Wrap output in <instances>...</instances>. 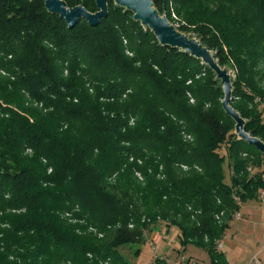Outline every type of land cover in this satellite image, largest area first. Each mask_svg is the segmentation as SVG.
<instances>
[{
	"label": "trees",
	"instance_id": "16d2710c",
	"mask_svg": "<svg viewBox=\"0 0 264 264\" xmlns=\"http://www.w3.org/2000/svg\"><path fill=\"white\" fill-rule=\"evenodd\" d=\"M154 3L236 68L234 106L264 141V0ZM215 76L113 0L74 27L45 0H0V264H134L120 248L159 221L227 264L217 242L260 198L264 153L235 133Z\"/></svg>",
	"mask_w": 264,
	"mask_h": 264
},
{
	"label": "water",
	"instance_id": "95a60500",
	"mask_svg": "<svg viewBox=\"0 0 264 264\" xmlns=\"http://www.w3.org/2000/svg\"><path fill=\"white\" fill-rule=\"evenodd\" d=\"M111 0H96L98 10L89 11L84 5L68 6L65 0H45L49 12L58 14L65 19L69 27H74L82 18H85L91 25L96 26L103 17L109 13V2ZM117 5L133 12L135 20L140 21L144 27H149L156 35L162 45L180 48L191 55L200 58L203 63L216 73L224 88L223 108L236 122L235 133L239 138L246 140L264 153V141L251 135L245 130V119L232 106L233 84L229 68L222 67L213 51L204 45L200 39L183 32L174 25L166 14H161L155 6L154 0H113Z\"/></svg>",
	"mask_w": 264,
	"mask_h": 264
},
{
	"label": "rangeland",
	"instance_id": "374dc122",
	"mask_svg": "<svg viewBox=\"0 0 264 264\" xmlns=\"http://www.w3.org/2000/svg\"><path fill=\"white\" fill-rule=\"evenodd\" d=\"M173 24L179 27V23L174 22ZM191 36L197 37L195 33H192ZM213 54L214 57L218 59L214 51ZM221 66L229 68V73L232 76V84H233V92H234V81L237 78V70L232 64H226ZM215 81H217V87H221L224 92V88H223V84L221 83V80L215 76ZM223 100L224 98L220 99L222 104H223ZM190 101L194 103L195 99L193 98L192 100L190 98ZM231 104L237 111H239L234 106L235 103L233 102V99ZM261 107L264 108V104L261 105ZM244 119L247 122V118ZM187 139H191V136L188 137ZM220 152L224 154L226 152L225 148L223 147L222 149H220ZM225 169L227 174V181L230 182L231 170L228 167L227 163L225 165ZM254 171H257V169H254ZM136 175L140 180H143V176L140 177L137 173ZM259 197H260L259 199L249 200L247 202H244L245 204L244 203L240 204L239 210L243 214L242 216L243 220H238L236 219V216H234V221L236 222L232 226V231L229 230V236L231 240H233L237 244V247L236 248L234 247V249L232 250L229 249L228 251L227 255L231 264H252L254 256L260 257L262 264H264V190L261 191ZM158 229L165 231L167 229L165 223L159 221L158 225L152 228L151 231H147L144 243H130L122 246L120 248V251L123 254V256L130 259L134 264H157L156 258L158 257L162 258L161 255L163 254L162 253L163 251L161 247L165 242L164 241L166 235L165 233H167L165 232L163 234L161 232L156 231ZM172 230L177 232L178 235L179 231L173 226L168 227L167 234L171 235L173 232ZM177 235L175 234L174 237H176ZM151 240H153L154 242V247H152L150 244ZM169 244L173 247V250L169 251L168 253L170 264H178L177 261L182 260L181 258V256H183L181 255L182 252H186L187 254L186 257L190 258L191 260H196L198 264H214L209 253L202 247H197L191 244L188 245V247L186 248L185 247L182 248L183 246L180 244L179 241L174 243L170 242ZM137 250H140L139 254H137ZM181 264H189V260H186Z\"/></svg>",
	"mask_w": 264,
	"mask_h": 264
},
{
	"label": "crops",
	"instance_id": "0c3cea01",
	"mask_svg": "<svg viewBox=\"0 0 264 264\" xmlns=\"http://www.w3.org/2000/svg\"><path fill=\"white\" fill-rule=\"evenodd\" d=\"M244 202H242L241 204H243ZM245 204V203H244ZM243 214L241 213V216H240V218H238V220H243ZM242 218V219H241ZM247 220V219H246ZM249 221V220H248ZM235 222L236 221H234V219L232 220V221H230V226H229V228L226 230V233H225V236H224V246H223V250H222V252H223V256H224V258H225V261H226V263L227 264H231L230 263V260H229V258H228V251H229V249L230 250H232V249H234V247L236 248L237 247V244L233 241V240H231V238H230V236H229V230H231L232 231V226L235 224ZM156 231H158V232H161V233H165V232H167L168 233V231L167 230H165V231H163V230H160V229H158V230H156ZM155 231V232H156ZM173 232H172V236L170 235V234H167V233H165L166 235H165V242H164V244H163V246L161 247L162 248V258H164L169 264H170V260H169V257H168V253H169V251H171V250H173V247L169 244L170 242H172V243H174V242H177V241H179L180 242V239H179V232H178V235H177V232H175L174 230H172ZM153 232V231H152ZM151 233V232H150ZM177 235L176 237H174V235ZM172 239V240H171ZM151 241H153V240H151ZM154 243V242H153ZM188 247V246H187ZM182 248H184V247H182ZM186 248V247H185ZM176 249V248H175ZM177 249H178V247H177ZM179 249H181V248H179ZM181 255H184V256H187V254H186V252H182L181 253ZM190 257H193V256H190ZM254 257H257V256H254ZM181 258H182V256H181ZM258 258H260V257H258ZM261 259V258H260ZM182 261V260H181ZM181 261H177V263L178 264H181L180 262Z\"/></svg>",
	"mask_w": 264,
	"mask_h": 264
},
{
	"label": "built area",
	"instance_id": "2783aa9c",
	"mask_svg": "<svg viewBox=\"0 0 264 264\" xmlns=\"http://www.w3.org/2000/svg\"><path fill=\"white\" fill-rule=\"evenodd\" d=\"M190 82H191V81H188V83H190ZM189 95L191 96V94H189ZM191 99L193 100L192 97H191ZM131 123H133V121H132ZM188 137H190V135H187V138H188ZM182 166H183V168H185V169L188 168L186 165H182ZM136 173H137L140 177L142 176L140 172H136ZM222 214H223V212H222ZM235 216H236V219L240 218V216H241V212H240V210H239L238 212H236ZM218 218H219V216H218ZM130 227H133V224H131ZM89 230H90V231H95V229H94V228H91V227L89 228ZM99 236L101 237L102 234H99ZM150 244H151L152 247H154V243H153V241H150ZM223 246H224V237H223L222 239L218 240V242H217V249H218L219 251H222V250H223ZM89 256L92 257L93 255H92V254H89ZM186 260H189V264H198V262H197L196 260H191L190 258H187V257L184 256V255L182 256V261H181L180 263H182V262H184V261H186ZM104 264H115V263H114L112 260L108 259V260H106V261L104 262ZM252 264H262V261H261L260 258H258V257H254V258H253V262H252Z\"/></svg>",
	"mask_w": 264,
	"mask_h": 264
}]
</instances>
